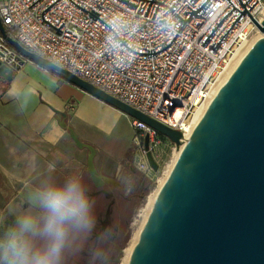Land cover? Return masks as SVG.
<instances>
[{"label": "built area", "instance_id": "obj_1", "mask_svg": "<svg viewBox=\"0 0 264 264\" xmlns=\"http://www.w3.org/2000/svg\"><path fill=\"white\" fill-rule=\"evenodd\" d=\"M262 9L264 0H0V20L26 50L184 133L183 121ZM19 58L0 33V63ZM131 127L135 169L148 179L163 170V149L175 148L140 120Z\"/></svg>", "mask_w": 264, "mask_h": 264}, {"label": "water", "instance_id": "obj_2", "mask_svg": "<svg viewBox=\"0 0 264 264\" xmlns=\"http://www.w3.org/2000/svg\"><path fill=\"white\" fill-rule=\"evenodd\" d=\"M252 21L264 32V20ZM0 33L24 59L140 120L175 149L185 139L182 132L26 50L8 36L1 20ZM23 64L21 58L17 64L0 63V83L10 81ZM147 145L145 136L146 150ZM146 156L157 171L150 153ZM88 165L96 174L91 156ZM128 264H264V38L243 57L187 138Z\"/></svg>", "mask_w": 264, "mask_h": 264}, {"label": "crops", "instance_id": "obj_3", "mask_svg": "<svg viewBox=\"0 0 264 264\" xmlns=\"http://www.w3.org/2000/svg\"><path fill=\"white\" fill-rule=\"evenodd\" d=\"M9 89L22 98L34 91L27 112L19 111ZM88 102L108 108L106 102L28 59L10 81L0 83V225L12 222L13 209L24 205L30 188L49 174L57 179L83 174L97 221L110 202L113 215L120 202L136 199L147 180L135 169L137 133L132 147L116 144L114 122L99 117ZM68 104L74 106L72 111ZM90 156L96 174L89 170ZM110 235L114 239L116 234Z\"/></svg>", "mask_w": 264, "mask_h": 264}, {"label": "clouds", "instance_id": "obj_4", "mask_svg": "<svg viewBox=\"0 0 264 264\" xmlns=\"http://www.w3.org/2000/svg\"><path fill=\"white\" fill-rule=\"evenodd\" d=\"M32 95L22 98L9 89L21 112L29 110ZM12 215L11 223L0 225V264H68L97 227L95 201L83 174L75 172L42 178Z\"/></svg>", "mask_w": 264, "mask_h": 264}, {"label": "rangeland", "instance_id": "obj_5", "mask_svg": "<svg viewBox=\"0 0 264 264\" xmlns=\"http://www.w3.org/2000/svg\"><path fill=\"white\" fill-rule=\"evenodd\" d=\"M86 104L94 110L99 117L114 122L116 129L114 142H116V144L118 143L120 146L129 145L132 147L134 144L133 136L137 131L131 127L130 121L135 118L121 111L118 112L116 108L107 103L106 107L108 108H100L93 102H88ZM172 148L175 147L172 146ZM163 153L165 158L163 170L152 174L150 178L144 182V186L139 194L135 196V200L128 203L120 202L115 213L109 217L108 224L106 223V230L110 231V233H106L105 231L104 237H102L103 235H101V237L98 235V242L95 244V238H97L95 235L98 233L100 225L97 226L92 235L83 242L80 253L71 257L68 264H99V259L103 256L106 259H111L109 264H121V251L127 247L128 241L132 235V230L134 229L135 221L138 220L139 216L143 213L148 203L149 194L156 188L159 179L163 178L167 169H169L170 160L174 152L172 149L164 148ZM124 190L123 195L125 196L129 191L126 193ZM112 233L116 234L114 239L111 238L112 235L110 234ZM116 259H118V261Z\"/></svg>", "mask_w": 264, "mask_h": 264}, {"label": "bare ground", "instance_id": "obj_6", "mask_svg": "<svg viewBox=\"0 0 264 264\" xmlns=\"http://www.w3.org/2000/svg\"><path fill=\"white\" fill-rule=\"evenodd\" d=\"M260 22L264 20V9L261 10L259 13ZM249 30V27L247 28ZM261 38H264V32L260 31L257 27L255 29L250 30V34L248 37L244 38L242 42L236 46L229 56L228 61L224 65L223 69L220 70L217 75L215 76L214 80L209 85L208 93L205 99L202 101L200 105H197L192 114L183 121V135L185 139L182 141L179 148L174 150L173 156L170 160L169 169L165 173V176L157 182L156 188L149 194L148 196V203L143 211V213L139 216V219L134 223V229L132 230V235L130 240L128 241L127 247L121 251V264H128L130 259L132 250L136 245L140 232L146 222L148 214L151 210V207L161 190L168 174L170 173L171 169L173 168L182 148L184 147L185 143L187 142V138L194 132L195 128L197 127L199 121L201 120L203 114L217 95L219 89L228 79V77L232 74V72L236 69L240 61L243 57L248 53V51L253 47V45ZM177 116V115H175Z\"/></svg>", "mask_w": 264, "mask_h": 264}, {"label": "flooded vegetation", "instance_id": "obj_7", "mask_svg": "<svg viewBox=\"0 0 264 264\" xmlns=\"http://www.w3.org/2000/svg\"><path fill=\"white\" fill-rule=\"evenodd\" d=\"M112 205H113V202H110V203L108 204L107 208H106V211H105V213H104L103 218H99V219H98V221H99L98 226H99V225H100V226H99V229H98V233L95 235V237H97L98 235H99V237H101V235H102L103 233H105V231H106V226H107V224H108V219H109V217L112 215ZM98 221H97V222H98ZM106 223H107V224H106ZM96 242H98V237L95 238V244H96ZM108 260H109V259H105V261H103L102 263H99V264H106Z\"/></svg>", "mask_w": 264, "mask_h": 264}, {"label": "trees", "instance_id": "obj_8", "mask_svg": "<svg viewBox=\"0 0 264 264\" xmlns=\"http://www.w3.org/2000/svg\"><path fill=\"white\" fill-rule=\"evenodd\" d=\"M110 261H111V259H109V260L107 261V263L109 264V263H110Z\"/></svg>", "mask_w": 264, "mask_h": 264}]
</instances>
